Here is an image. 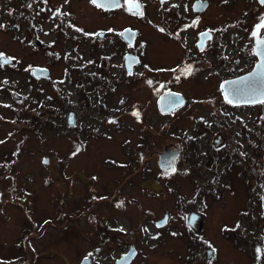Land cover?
Instances as JSON below:
<instances>
[{
  "label": "rangeland",
  "instance_id": "1",
  "mask_svg": "<svg viewBox=\"0 0 264 264\" xmlns=\"http://www.w3.org/2000/svg\"><path fill=\"white\" fill-rule=\"evenodd\" d=\"M213 1L214 13L206 16L212 22L235 16V8L238 10L244 4V0H232L236 2L232 6L226 5L229 0ZM58 4V0L54 1L52 6L57 8L51 10H39L37 4L32 5L34 15L29 26L23 20L21 3L0 0V54L11 60L10 66L0 64V210L9 218L2 223L0 217V226H3L0 234L17 238L28 212L40 225L39 220L54 213L61 187L63 197L73 202L69 205L72 208H79L78 198L82 197L81 203L86 205L85 196L94 195L90 222L86 219L73 224L63 222L66 228L62 234L69 232L70 237L54 246L59 264H63V257L68 264H73V249L81 253L90 244L102 247L106 241V252L113 258L123 250L117 242L134 237L138 238L141 252L136 264H168L166 258L172 240L166 230L156 232L153 220L167 210L175 214L171 224L181 222L178 207L173 204L176 192L169 190L164 178L167 175L157 166L154 150L162 152L171 142H184L193 137L200 120L213 124L218 105L204 98L214 93L216 79L213 75L203 78L205 71L199 70L198 78L175 82L173 79L169 83L170 71L156 72L155 68L171 69L183 53L181 45L163 38L151 22L130 16L119 17L116 22L112 14L111 25L138 27L142 40L146 41L142 49L143 65L148 63L154 70L143 74L141 84L108 87L103 78L98 80L94 68L96 61L102 66L106 50L103 37L94 46L91 39L105 29L108 18L85 0ZM35 66L48 68L49 76L35 80L31 73ZM147 76L155 80V90L172 88L183 95L177 117L160 110ZM80 81L86 86L79 85ZM96 84L101 85L93 90ZM58 95L66 97L61 100ZM132 101L138 106L134 113L139 116L124 110L129 104L136 105ZM48 105L53 106L47 109ZM25 107L45 112L48 119L35 117L38 112L34 109V112H25ZM225 109L221 107L220 111ZM20 112L33 115L27 125L23 119L15 121V114ZM76 133L77 139L72 136ZM185 149L191 156L187 161L192 164L203 148L198 147L196 152L191 146ZM44 157L48 158L47 163L43 162ZM179 161L183 164V158ZM61 176L67 179L62 181ZM180 177L189 182L185 176ZM52 225L46 231V238L36 239L34 245L45 246L44 243L57 235L53 233L48 239L54 229ZM98 227L108 228L107 234L98 231ZM122 229L126 233L118 231ZM132 229L127 237L125 234ZM204 234L211 240L216 235L212 230Z\"/></svg>",
  "mask_w": 264,
  "mask_h": 264
},
{
  "label": "flooded vegetation",
  "instance_id": "2",
  "mask_svg": "<svg viewBox=\"0 0 264 264\" xmlns=\"http://www.w3.org/2000/svg\"><path fill=\"white\" fill-rule=\"evenodd\" d=\"M54 1L56 0H12L21 3L23 20L29 26L34 15L32 5L37 4L39 10L45 8L51 10L57 8L52 6ZM58 1V5H61L64 1L69 3L76 0ZM117 1L118 6L102 9L96 6L93 0H85L86 4L102 12L109 21L105 29L97 32V36H91L93 46L100 42L101 36L103 37L106 50L101 59L102 66L96 61L94 68L96 75L101 68L102 82L108 87L141 84L143 74L148 70L149 72L154 70L148 63L143 65L142 49L146 41L142 40L138 27L130 24L111 25L112 14L116 16L114 19L116 22L123 16L151 22L163 38L172 39L181 45L183 53L171 69L155 68L156 72L159 69L170 71L172 79L168 80L169 83H172L173 79L175 82L191 77L198 78L199 70L205 71L203 78L213 75L216 79L214 93L204 98L218 105L216 110L219 111L213 114L214 122H211L213 124L200 120V126L196 128L193 137L187 138L184 142H171L169 146L167 145L174 155L170 158L171 165L162 172L167 173V177L164 178L168 181L169 190L172 193L176 192L173 204L178 207L177 215L181 224L173 222L171 224L175 214L167 210L162 216L155 218L153 223L157 233L164 229L172 240L169 242L170 253L166 258L168 264H264V103L259 102L264 99V67H260L264 65V27L256 28L264 17V3H261V0H244V4L238 10L235 8L237 11L235 16L212 22L208 21L206 16L214 13L213 0H131V3L127 0ZM235 3L229 0L226 5L232 6ZM137 9L142 15L137 14ZM253 32H256L255 36ZM191 49H194V52H191ZM0 64L3 67L11 65L8 63L4 65L1 62ZM188 65L192 66L193 71L191 75L186 76L182 73ZM36 78L34 77L35 80ZM150 78L147 76L151 81L147 83L153 89L157 88L154 85L155 80ZM227 81L242 86L241 89H237L234 96L237 101L233 103H228L223 90V85ZM169 83L164 82L163 85L169 87ZM80 84L86 86L85 82L80 81ZM101 84L93 85V90L99 88ZM166 91L175 90L169 88L159 92L154 89L152 95L158 107L159 99ZM253 99L257 102H244ZM132 102L136 104L135 101ZM179 107L180 105L166 114L172 118L177 117ZM221 107H226V111H220ZM136 108L137 104H129L124 110L134 114ZM72 136H76L77 139L78 133ZM180 143H183V146ZM187 145L195 152L198 147L203 148L192 164L187 161L191 159L185 149ZM154 152L157 153L158 161L160 151ZM180 158H183V164H180ZM172 168L175 171H171ZM187 174L190 176L187 177ZM181 175L189 182L180 177ZM60 179L64 181L67 178L61 176ZM59 190L54 213L39 220L40 225H37L34 216L28 212L25 216V225L17 234V238L13 235L9 237L7 233L0 234V264H59L54 255L56 252L54 246L63 238L70 237L69 232L62 234L63 228H66V223L63 222L73 224V221L79 219L90 222L89 217L93 219L90 208L94 195L91 193L85 196L88 203L86 205L81 203L84 201H81L82 197L78 198L79 208H72L69 205L73 202L69 203V200L63 197L65 195L62 194L61 187ZM1 200L0 195V205ZM0 212L2 223L8 221V214L2 210ZM164 216L166 223L157 226L155 222ZM50 225L54 229L49 232L48 239L53 233L57 235L44 243L45 246L34 245L36 239L46 235ZM97 229L107 234L105 231L108 228ZM208 230L215 232L214 240L205 236L204 232ZM118 231L126 233L123 229ZM132 231L134 229L125 235L129 237ZM137 242V237L117 242L119 244L117 246L123 250L113 258L106 252L105 243L102 247L90 244L81 253L73 249L75 253L73 264H81L86 260L89 264H118L121 257L126 254L133 255L128 257L126 264H136L141 253ZM103 252L106 256L102 255ZM62 260L63 264H68L67 258L63 257Z\"/></svg>",
  "mask_w": 264,
  "mask_h": 264
},
{
  "label": "water",
  "instance_id": "3",
  "mask_svg": "<svg viewBox=\"0 0 264 264\" xmlns=\"http://www.w3.org/2000/svg\"><path fill=\"white\" fill-rule=\"evenodd\" d=\"M119 1H117L118 3ZM96 6L98 5H102L99 6L102 9L103 8H114L115 6H112L110 4V0H96V3H94ZM0 62L2 64H6V63H10L11 60L8 58H5L3 56L0 57ZM31 73L34 77H41V76H48L49 75V70L46 67H33L31 70ZM235 87V88H234ZM241 85H239L238 83H234L233 81H227L224 83L223 85V90L225 93V96L228 99H232L233 102L237 101L235 99V94L237 89H241ZM184 97L182 94L176 92V91H166L165 93H163L159 99V108L162 112H171L173 111V109H175L176 107H178L179 105H181L183 103ZM179 101H182V103H179ZM69 115V114H68ZM177 154V151H176ZM172 155H174V153L168 149L165 148L162 152H158V166L161 170H166L171 164H170V158L172 157ZM44 163L48 162V158L44 157L43 159ZM50 178L47 180V183L50 182ZM157 226L163 225L166 223V216H164L162 219L157 220L156 222ZM131 254H126L123 255L121 257V259L119 260L118 264H126L128 262V257H132L133 255ZM81 264H89V261H82Z\"/></svg>",
  "mask_w": 264,
  "mask_h": 264
},
{
  "label": "trees",
  "instance_id": "4",
  "mask_svg": "<svg viewBox=\"0 0 264 264\" xmlns=\"http://www.w3.org/2000/svg\"><path fill=\"white\" fill-rule=\"evenodd\" d=\"M103 78V71L100 69L99 70V72H98V80H101ZM59 96H61V100L62 99H65V97H66V95H58V97ZM95 105V104H94ZM96 105H99L100 106V103H97ZM95 105V106H96ZM53 105H48L47 106V109H51V107H52ZM97 107V106H96ZM101 107V106H100ZM36 112H38V113H36V114H34L35 115V117H38V118H40L41 120L42 119H48V117H47V115H46V113L45 112H43V113H41L40 111H38L36 108H33ZM33 109H31L30 107H25L24 108V111L25 112H27V111H29V110H32V112H34V110ZM16 110V109H15ZM33 117V115H29V116H27L24 112H20V113H16L15 114V117H14V119H15V121H17V120H19V119H23V120H25L24 121V125H27L30 121H31V118ZM37 118V119H38Z\"/></svg>",
  "mask_w": 264,
  "mask_h": 264
},
{
  "label": "snow or ice",
  "instance_id": "5",
  "mask_svg": "<svg viewBox=\"0 0 264 264\" xmlns=\"http://www.w3.org/2000/svg\"><path fill=\"white\" fill-rule=\"evenodd\" d=\"M127 2H129V3H131V0H127ZM93 3H96V0H93ZM261 3H264V0H261ZM110 4L112 5V6H118V3H117V0H110ZM98 6H102V5H98ZM137 14H140V15H142V13H140L139 11H138V9H137ZM262 27H264V17H262L261 18V23L260 24H258V25H256V28L257 29H260V28H262ZM203 35V34H202ZM253 35L255 36L256 35V32H253ZM129 38H131V34L129 35ZM0 55H2V54H0ZM260 67H264V65H262V66H260ZM192 71H193V69H192V66L191 65H188L185 69H184V71H183V75H191V73H192ZM129 74H131V73H129ZM179 77H177V79H178ZM149 83H151V81H149ZM226 99H228L227 97H226ZM245 103H256L257 101L255 100V99H253V100H246V101H244ZM259 102H261V103H264V99H262V100H260ZM179 103H182V101H179ZM228 103H233V100L232 99H228ZM134 114H136V113H134ZM136 115H138V114H136ZM171 171H175V169L174 168H172V169H170ZM167 174V173H166Z\"/></svg>",
  "mask_w": 264,
  "mask_h": 264
}]
</instances>
